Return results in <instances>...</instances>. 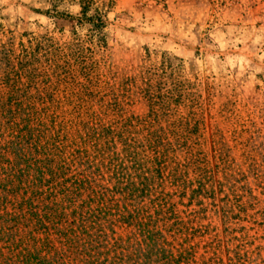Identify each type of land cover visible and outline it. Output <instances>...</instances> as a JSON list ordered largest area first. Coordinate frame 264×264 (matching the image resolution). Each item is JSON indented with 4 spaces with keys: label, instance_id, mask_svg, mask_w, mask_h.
Masks as SVG:
<instances>
[{
    "label": "rangeland",
    "instance_id": "374dc122",
    "mask_svg": "<svg viewBox=\"0 0 264 264\" xmlns=\"http://www.w3.org/2000/svg\"><path fill=\"white\" fill-rule=\"evenodd\" d=\"M23 48L38 63L63 57L68 85L80 84L76 108L97 123L144 116L150 98L153 125L165 131L158 136L172 143L166 175L174 156L187 154L173 124L194 154L203 152L217 173L214 186L167 179L152 191L175 214L168 223L188 228L173 238L164 217L159 223L160 242L194 248L182 264H264V0H0V60ZM217 142L227 154L220 166ZM86 168L74 162L67 177ZM100 169L97 188L116 189ZM106 232L96 264H168L158 248L149 258L135 251L132 261L114 260Z\"/></svg>",
    "mask_w": 264,
    "mask_h": 264
},
{
    "label": "trees",
    "instance_id": "16d2710c",
    "mask_svg": "<svg viewBox=\"0 0 264 264\" xmlns=\"http://www.w3.org/2000/svg\"><path fill=\"white\" fill-rule=\"evenodd\" d=\"M62 59L38 63L35 52L23 48L0 60V264H80L82 258L96 264L107 247L106 230L115 239L114 260L132 261L135 251L149 258L154 248L167 252L168 264H182L188 254L194 259L193 247L181 243L173 250V241L160 242L163 217L173 238L188 228L180 220L168 223L175 214L165 200L157 204L163 197L152 191L167 179L174 186L183 179L186 186H214L210 162L182 142L181 124H173L170 131L187 154L184 160L174 156L166 175L169 143L158 136L164 128L153 125L157 111L150 98L144 116L97 123L96 114L84 117L81 104L76 108L80 84L68 85ZM219 145L218 166L227 159ZM74 162L87 168L67 177ZM100 166L118 181L116 189L97 188ZM147 197L148 208L142 205Z\"/></svg>",
    "mask_w": 264,
    "mask_h": 264
}]
</instances>
